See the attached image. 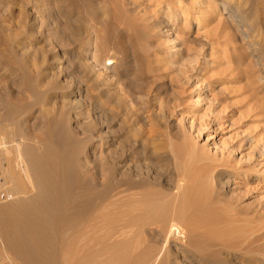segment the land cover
<instances>
[{
  "label": "rangeland",
  "instance_id": "1",
  "mask_svg": "<svg viewBox=\"0 0 264 264\" xmlns=\"http://www.w3.org/2000/svg\"><path fill=\"white\" fill-rule=\"evenodd\" d=\"M185 1L178 15L181 18V12L188 11L189 27L186 28L185 34L179 32V39L168 43L166 45L168 48L164 45L166 53L159 56L165 60L162 64L164 70H160L162 71L160 74L164 75L159 78L161 80L153 81L154 73H146L147 62L137 53L150 49L146 45L147 38L145 40L142 38V42L134 44V52H131L130 60L128 58L126 61H121L122 63H116L120 71L118 74H114L112 69L115 66V60L110 59L112 62L110 60L106 62L108 68L102 72L103 78H100L108 77L109 83L112 84L109 87L110 91L112 89L114 94L123 98L124 110L128 107L133 112L129 117L133 119L132 124L136 130L120 132L116 125L106 122V119H103L105 116L99 115L94 110L93 102L86 101L85 97H81L84 100L78 99L79 96L75 94L82 86L79 82L82 74L85 75V71L86 74L88 72L90 74L91 70L83 67L82 64L85 65L87 60L91 64L93 45L91 39L83 45L82 36L77 34L71 37L67 34L65 29L67 13L70 9L67 1L0 0V178L7 182L2 189L5 190L14 185L23 188L25 183L27 184L25 178L28 174L23 164L24 158L19 153L24 149L26 141V143L34 144L36 137L44 136L40 128V125L45 122L42 117L44 108L46 107V111L51 109L50 111L55 113L59 112L63 104L64 111L68 109L66 110L68 112L67 104L71 102L68 101L73 98L72 101L76 99L80 104L82 103L81 105L85 104L82 110L90 113L86 112L84 117L74 118L75 111H73L72 125L85 120H87L85 121L87 126L94 123L90 126L88 136L97 137L98 135L102 141L97 140L96 144L102 143L105 153L112 149L110 153L118 156L128 148L137 151V153L133 151L135 154L131 158L137 160L142 169L144 167L143 171L149 178L152 193L161 196L165 194V197L162 196L165 200L173 199L177 179L180 175L188 176V186L185 183L184 188L194 189L189 197L194 203L195 214L194 223L187 226V233H192L194 236L192 239L198 238L199 241L196 240L194 245L197 249L194 246L190 247L191 251L188 254L190 257L185 264H210L207 258L211 255L228 260V264H264V38H257L260 44L256 46L259 47L261 54L258 49L256 54L250 49L246 51V45L236 34L238 33L235 31L236 24H233L235 27L231 30L233 26L229 21L228 33L220 32L221 27H218L220 25L218 23L221 11L217 10L213 13L214 16L212 14L205 19V26L207 31L209 30L212 41L208 42L203 36L205 27L198 26L200 19L195 14H198L199 9L217 8L219 1L212 0L210 3L209 0H200L204 2L203 7L199 9L195 2L191 5L188 4L189 0ZM254 1L245 0L247 6L254 11L257 10L258 5L263 7L264 0ZM259 6L257 16L264 18V12L259 9ZM223 15V18L228 16L225 13ZM214 27L219 30H213ZM210 30L214 32L210 34ZM215 33L216 36H214ZM223 35L228 36L223 37ZM164 38L161 36V38L152 39L153 44L150 47H154L158 42L163 43ZM203 38L207 40V43L203 41ZM252 38L250 39L254 41L255 39ZM200 40L202 44L205 43L204 46ZM88 43H91L90 48ZM173 43L177 50L175 60L178 62L174 66L171 62L174 52H170L169 49ZM88 48L89 51L86 50ZM132 57L135 58L131 60ZM250 58L254 61L252 59L250 61ZM126 62L127 65H125ZM123 66L130 68L133 78H127ZM178 68L181 71H178ZM94 72L91 73L92 76L99 72L98 68ZM10 112L12 114H9ZM85 117L87 119H83ZM124 135L128 136L124 138ZM139 136L144 137L146 141L144 147L135 143L134 138ZM7 149H10L8 155L4 152ZM148 168L149 171H147ZM153 187L155 188L152 189ZM195 209L198 211L196 212ZM205 216L209 217V221H206ZM119 225L120 223L115 225L116 234L119 232L118 229H125L122 225L118 228ZM152 226L157 225H146L142 231L137 230L140 233L135 235V238L138 241L141 240L139 241L141 244H144L143 240L149 239L148 234L150 238L155 237L151 231H160V227L157 226L158 229H156L157 227ZM130 229L136 231L137 227H127L125 230H129L127 233L130 234ZM120 232L125 231L120 230ZM116 234L115 236L118 237L119 234ZM126 234L123 236L120 234L117 239L121 240L122 237L129 235ZM187 236L191 237L188 234ZM126 239H129L128 236ZM240 241L245 243L242 245ZM136 242L135 247L132 248L133 244L130 246L131 253L127 251L131 258H134L130 259L128 255L130 262L128 261L127 264H139L140 261L142 262L140 264H144L143 260L135 257L141 250L137 248L141 245ZM92 247L91 245L90 249ZM84 248H86L85 245ZM204 251L205 254H203ZM198 255L200 262H198ZM96 259L101 260L98 256L91 263L99 261ZM1 261L0 259V264L8 262V260H4L3 263ZM179 264H182L181 261Z\"/></svg>",
  "mask_w": 264,
  "mask_h": 264
},
{
  "label": "bare ground",
  "instance_id": "2",
  "mask_svg": "<svg viewBox=\"0 0 264 264\" xmlns=\"http://www.w3.org/2000/svg\"><path fill=\"white\" fill-rule=\"evenodd\" d=\"M66 1L70 8L67 13V27L65 29L68 32L67 34L71 37L77 34L82 36L84 38V41L82 42L83 45L88 39V41L91 39L93 45L92 48H95V53H93L94 51L92 49L91 54H93V60L91 59V64L88 60L85 65L82 64L83 67L91 70L90 74L89 72L86 74V71L85 75L82 74L79 79L82 86L75 92V94L79 96L78 99L85 97L84 99H87L86 101L93 102L95 107L94 110L97 111L99 115L103 114L105 116L103 119L105 118L106 122L109 121L116 125L120 132L123 130V132H134L136 130L132 124L134 121L129 117L133 112H131V109L126 106V110H124L122 106L123 98L121 99L118 95L114 94L112 89L110 91L109 87H111L112 84L109 83L108 77L104 79H101L100 77L103 78L102 72L107 70L108 67L106 62L110 59L115 60V66L113 65L114 67H112V69L114 74H118L120 71L116 67V63L126 61L130 57L131 52H134V44H137L139 41L142 42V38L144 40L147 38L146 40L148 44H146V42L145 44L149 46L150 49L144 50V52L141 53L137 52L135 49V52H137L141 58L143 57L146 60L147 64L145 66L148 67L146 73H154V75L152 74L153 81L156 82L157 80H161L159 78L164 75L160 74L162 72H160V70L163 69L162 64L165 60L160 57L166 53L164 45L167 47L166 45L168 43L170 44L176 39L178 40V33L183 32V34H185L186 28L189 27L190 21L188 19V11L181 10L183 11L181 12V18L178 15L179 9L184 6L183 4L186 1ZM210 1L212 0H209L208 2ZM218 1L219 6L217 8H207V10L203 9L204 11L199 9V7H203L204 1L189 0L188 2V4L190 3L191 5H193L192 2H195L198 6V14L195 15L200 19L198 26L200 28L201 26L205 27V30L202 29L205 33L203 35L205 39H207L208 42H212L211 35L208 33L209 30L207 31L205 26V19L218 10L221 11L220 18L218 17V24L221 25L218 26L219 28L221 27L220 32L228 33L230 30L229 21L231 26L236 24L235 31L238 32L236 34H238L237 36H239L240 40L246 45V51L247 49H250L251 52L253 51V53L256 54V51L259 48L256 45L260 44L259 41H257V38H264V18L257 16L259 5L257 8L254 6L257 9L254 11L253 8L247 6L245 0ZM251 4L252 3H250V5ZM259 9L264 12V5L263 7L262 5L261 7L259 6ZM74 10H77L78 12H75ZM184 10H186V8ZM224 13L228 16L223 18ZM180 21L182 22V26L180 25ZM218 24L215 25L216 28H218ZM234 27L235 26H233V28L231 27V30L234 29ZM216 28L213 30H219ZM198 30L199 29H197V31ZM213 35L212 37L216 36V33L214 36ZM161 36L165 37L164 42L161 43L162 45L158 42L155 46L152 45L154 47H150L151 44H153V42L151 43V40L155 38L157 39L158 37L161 38ZM172 36L175 37L172 38ZM226 36L223 35V37ZM251 37L255 40L252 41L250 39ZM77 40H79V38ZM207 40H204L203 38L205 43H207ZM201 41L202 40H200V42ZM205 43L202 44L201 42L203 46ZM90 44L91 43H88L89 48ZM197 44L201 45L200 43ZM89 48L86 50L89 51ZM169 49L171 50L170 52H174V58L171 61L174 66L178 63L175 60V57L177 56L175 43L170 45ZM259 50L260 49H258V51ZM134 56L137 57L136 53H134ZM134 58L132 57L131 60ZM251 59L252 58H250V61ZM258 59L261 60V58ZM111 60L110 62H112ZM127 64L128 63L126 62L125 65ZM251 66L253 65L251 64ZM123 67H125L123 71L126 72L125 74L127 75V78H133L129 71L131 67L129 69L127 66ZM146 67L145 69H147ZM96 68H98L99 74L97 73L95 76H92L91 73L94 71L96 72ZM179 70L180 69L178 68V71ZM72 100L69 99L68 102L71 101L70 104L67 102V105H69L68 112H66L68 109L64 111L65 108H63V104L61 108L62 110L59 109V112L56 111L55 113L50 111L51 109H47L46 111V107H43L45 112L42 114V117H44L45 122L40 125V128L43 131L42 134H44V136L36 137L35 139L32 137L36 142H34V144L33 142L26 143V141L24 143V149L20 150L19 153L24 158L23 164L28 174L27 178H25L27 184L25 183L23 188L14 185L9 186L7 189L4 188L5 190H3L2 186L7 182L2 181L0 178L1 262L3 263L4 260H8L5 264H92L91 262L93 259L100 256L101 260L96 259L99 261L94 264H127L129 258L134 259L133 257L131 258L130 255V246L133 244V248L136 241V243L139 241L141 242V240L138 241V239L135 238V235L140 233L137 230L140 229L142 231L146 225H157L160 227V231H151L155 237L150 238V235L148 234V240L144 235V238L147 241L143 240L145 241L144 244H141L140 242L138 243L141 247L138 245L137 248H140L141 250L138 251L137 256L135 255V257H139L140 259H137L143 260L144 264L149 261H152L149 262V264H179L180 261L182 264H185L187 258L190 257V255H188L191 251L190 247L195 245V242H197L196 240L199 241L196 236V240L195 238L192 239L194 237L192 233H187V226L194 223L193 216L195 214L194 203L189 197V194L192 193L191 191H194V189L192 188L193 190H190L188 187L189 189L187 190V187L186 189L184 188L185 183L188 186V176L180 175V178L177 179L175 186L176 192H174L173 196L175 198L172 197L173 199L168 198L169 200H165L163 199L166 196L165 194L162 195L164 196L162 198L161 195L152 193L149 178L143 171L144 167L142 169L139 162L131 158L135 154L133 153V151H135L134 149L128 148L125 151L122 150L123 152L118 156L110 153L112 152V149L108 153H105V151H103L104 148L102 149V143L96 144L97 140H100V142L102 141L98 138V135L97 137L93 135L88 136L90 126L94 123L87 126V120H85L86 122L84 120V122H81L77 119L79 122H77L76 125H72L71 121L73 115L71 116V113H74L73 111H75L74 118L77 116L84 117L87 112V110H82V106L85 105L84 103V105H81L82 103L80 104L76 99H74L75 101ZM24 109L25 108H23V110ZM38 111L40 110L38 109ZM9 114L12 113L10 112ZM83 119L87 118L85 117ZM115 131H117V129ZM122 137L123 136L121 135V138ZM146 137L148 139V136ZM134 139L135 143H139L138 146L140 145V147H144L143 145L146 142L144 137L139 136ZM125 142L127 143L128 141ZM122 145L125 144L123 143ZM4 152L8 155L10 149H7ZM113 152L115 153V151ZM135 152L137 153V151ZM148 153L149 151L147 154ZM153 154L155 156V152ZM136 155L138 156V154ZM145 169L147 168L145 167ZM147 171H149V168ZM191 185L193 184L191 183ZM154 188L155 187L152 189ZM181 189H183L184 192ZM178 190H180V192ZM164 193H166V191ZM172 195H170V197ZM204 218H206V221H209V217L207 218L205 216ZM118 223H120V227L118 228H121L122 225L125 229L127 227H137V229L136 231L130 229V235L127 233L129 230L126 231L121 228L120 230L129 234L127 235L125 232H120L116 227L121 236L126 234L129 238L126 239V236L125 238L122 237L121 240H118L120 234L119 232L116 234L115 229V225L117 226ZM152 227L154 228L155 226ZM158 227L156 229H158ZM115 234H119V236L116 237ZM187 234L192 236L189 237ZM250 235L252 234L250 233ZM187 237L189 239L191 238V240ZM113 238L115 240H113ZM248 239L251 240V238ZM240 242L242 245L245 243L242 241ZM84 245L86 248H84ZM91 245L93 247L90 249ZM194 247L197 249V246ZM200 249L202 250V248ZM128 250L130 253L127 252ZM203 254H205V251ZM128 255H130L129 258ZM199 258L200 256L198 257V262H200ZM131 261L134 262L133 260ZM207 261L210 264H228V260L226 261L225 259L220 258V256L219 258L212 257V255L208 256ZM140 262L138 263L140 264Z\"/></svg>",
  "mask_w": 264,
  "mask_h": 264
}]
</instances>
